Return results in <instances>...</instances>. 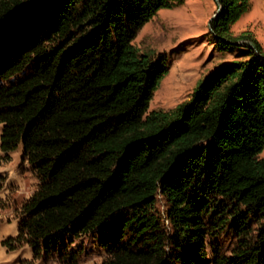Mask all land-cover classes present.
I'll return each instance as SVG.
<instances>
[{
	"label": "trees",
	"instance_id": "obj_1",
	"mask_svg": "<svg viewBox=\"0 0 264 264\" xmlns=\"http://www.w3.org/2000/svg\"><path fill=\"white\" fill-rule=\"evenodd\" d=\"M214 2L215 46L244 49L149 110L168 57L133 40L175 1L0 0V166L20 145L39 180L7 251L80 264L97 234L100 264H264V49L232 31L251 0Z\"/></svg>",
	"mask_w": 264,
	"mask_h": 264
},
{
	"label": "rangeland",
	"instance_id": "obj_2",
	"mask_svg": "<svg viewBox=\"0 0 264 264\" xmlns=\"http://www.w3.org/2000/svg\"><path fill=\"white\" fill-rule=\"evenodd\" d=\"M172 7H162L143 25L133 40L140 53L165 52L169 70L161 79L149 103V110H170L188 99L198 80L218 65L231 61L244 49L215 46L209 32V20L216 10L214 0H173ZM249 30L264 49V0H251L249 9L232 25L234 34ZM241 43V42H240ZM1 131V124H0ZM264 157V149L259 154ZM0 242L18 230L20 206L38 184L31 165L22 155V147L11 153V160L0 166ZM167 202L157 196L155 212L163 220ZM219 249L229 253L235 243L232 233L215 238ZM80 253V264H100L105 256L97 234L85 235L73 242ZM55 258L33 259L28 245L7 251L0 243V264H56Z\"/></svg>",
	"mask_w": 264,
	"mask_h": 264
},
{
	"label": "water",
	"instance_id": "obj_3",
	"mask_svg": "<svg viewBox=\"0 0 264 264\" xmlns=\"http://www.w3.org/2000/svg\"><path fill=\"white\" fill-rule=\"evenodd\" d=\"M215 1H216V0H215ZM216 3H217V2H216ZM219 10H220V7H219V6H217V8H216L215 12L213 13L212 17H213V16H215V15H216V13H217ZM212 17H211V18H212Z\"/></svg>",
	"mask_w": 264,
	"mask_h": 264
}]
</instances>
